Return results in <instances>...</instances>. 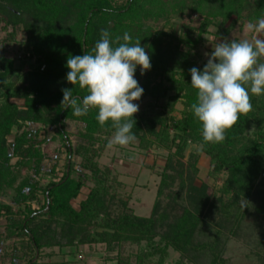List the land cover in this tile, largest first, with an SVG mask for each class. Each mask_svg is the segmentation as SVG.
Instances as JSON below:
<instances>
[{
  "label": "rangeland",
  "instance_id": "obj_1",
  "mask_svg": "<svg viewBox=\"0 0 264 264\" xmlns=\"http://www.w3.org/2000/svg\"><path fill=\"white\" fill-rule=\"evenodd\" d=\"M94 1L61 0L63 12L61 17L64 18L62 21L65 22V25L69 27L72 25V27L70 31H61L62 34L55 33L53 40L60 39L61 44L68 43L70 40L77 42L79 29L74 30L73 27L75 20L71 15L72 4L82 2L89 4ZM108 1L117 8L125 5L128 0ZM4 2V0H0V3ZM34 12L37 16L36 20L28 14L25 15V19L31 23L35 22L36 25L43 28L46 23L45 16H42V13L36 9ZM205 19L206 17L200 13L192 16H188L187 12L180 14L177 8L169 16L144 19L142 25H144L145 31L153 32V37L156 38L159 34L161 41L159 55L163 60H166L170 53L175 56L176 60L188 54L194 65L204 67L208 59L205 54L211 53L213 43L225 40L215 25L209 26L206 32H202ZM114 20L109 19L108 23L98 26L96 29L97 40L101 38V30L105 27L110 29ZM7 22V17L0 14V73L11 71L10 75L0 80V105L4 95H8L10 102L15 104L20 112H27L29 106L28 98L24 96L25 89L31 86L32 82L41 83L43 77L52 81L53 87L50 86L49 94H53L55 90L62 92V89L73 88V85L66 80L69 71L66 67L68 55L61 52L57 54V51L52 53V50L46 52L47 56L37 53L26 24L9 25ZM247 24L248 22H245L243 26L233 30L228 39L231 40L234 37L251 40L257 36L264 39V33L249 32L246 28ZM61 25L58 23L57 26ZM2 59L5 60L1 62ZM135 79L137 80L136 77ZM161 81V76H152V85ZM184 94L172 92L170 97H174L176 100L171 107L166 105L168 100L155 102L142 94L140 100L133 102L139 105V111L135 115L142 112L150 113L151 110L154 112L166 110L171 117L183 121L189 115V107L184 99ZM54 107L53 103L51 108ZM38 109L46 116L48 113H52L48 108L44 111L42 105ZM8 118L10 116H0V121H8ZM17 121L19 122L12 127L10 134L5 138L7 148L12 155L10 162L12 174L6 179L0 177L2 184L0 185V205H7L13 210L12 215L3 211L4 216L0 218V264H28L29 259L37 255L36 251L31 253L26 250L27 241L23 242L16 236L9 239L7 228L11 227V219L18 221L22 218L21 214L25 213L28 208L39 211L45 205L44 191L50 183L57 182L62 178L67 160V150L60 141L56 128L23 122L24 120L19 119ZM160 127L157 126V129ZM66 130L75 152L73 156L74 177L90 176L91 173L83 168V158L77 153L80 146L88 144L82 138V134L86 132L85 124L81 121L68 120L66 121ZM145 130L141 134L142 138H137L135 142L125 147L117 145L109 149L101 148L98 144L95 145V148L98 149L95 162L102 171L108 172L105 178L109 179L107 187H109L108 195L110 197H106L104 201L109 203L112 214H121L124 210L122 201L129 200V205L136 215L149 217L156 201H158L157 216L162 218L160 220L167 218L168 221L164 223L169 225V223H174L173 217L176 214L182 215L183 208L200 213L204 201L208 199L207 208H204L205 210L200 216L199 231L193 243L200 244L206 241L207 233L211 239L219 240L216 246H218V250H221L220 256L225 262L223 264H264V216L260 215V210L264 209L262 207L264 203V171L260 173L244 169L231 173L225 169L218 173L215 171L210 156L205 155L201 146L195 142H188L184 152L178 154L176 145L181 144V140L178 138V132L171 127L166 142L162 146L155 136L148 134V130ZM20 135L26 136L27 142H29L27 146L34 147V154L40 151L42 156L40 163L37 157L28 160L14 154L16 137ZM263 135L264 118L262 117L256 120V123L245 133V143L251 144V142L260 141L264 137ZM111 136L104 135L102 139H106L108 142ZM239 149L237 148V150ZM261 163L264 167V158L261 159ZM112 179H116L118 183L112 184ZM91 187L93 184L87 181V187L82 190L78 198L72 201L75 208H78L79 204L86 199ZM244 188H246V192H244L247 197L245 193L240 196L238 194L239 190L243 191ZM201 191L203 194L200 193ZM235 220L237 221L235 222ZM36 224L39 225L38 222ZM157 232L159 236L154 240V245L160 241V237L164 233V231ZM152 246L146 242L141 247L127 245L123 251L124 258L130 257V264H139L140 261L136 260V257L140 256L142 251L148 253L149 247ZM76 250V248L72 249L73 252ZM45 253L47 254H42L41 257L44 264H63L64 262L70 264L69 261H72L70 257L58 252L52 256H47L49 251ZM188 254L190 260H182V264H222L219 260L215 262L209 250ZM107 256L104 246L86 245L79 249L76 263L103 264ZM180 258V253L171 251L163 264H178ZM159 262V256H155L145 264H159Z\"/></svg>",
  "mask_w": 264,
  "mask_h": 264
},
{
  "label": "trees",
  "instance_id": "obj_2",
  "mask_svg": "<svg viewBox=\"0 0 264 264\" xmlns=\"http://www.w3.org/2000/svg\"><path fill=\"white\" fill-rule=\"evenodd\" d=\"M4 1V3H0V14L7 17V24H26L34 42L35 51L46 56L48 55L46 52L51 50L52 53L57 51V54L60 52L67 54V59L70 55L90 53L98 41L96 39L98 26L106 23L109 19H115L114 24L109 27L110 29L105 27V30L110 33V39L119 36L121 37L119 42L124 43L122 37L127 32L132 38L129 43L134 44L137 40H141V46L150 56L151 69L143 75H141L139 66H137L139 70L136 69L135 71L138 85L144 89L143 95L155 102L168 100L166 105L171 107L176 98L170 97V94L172 92L185 93L183 96L189 107V115L183 121L171 117L166 110L163 112L151 110L150 113L142 112L135 115L133 132L137 138H142L141 134L146 129L148 134L155 136L162 146L166 142L171 127L178 132V138L181 140V144L176 145L178 154L184 152L188 142H195L201 146L205 155L210 156L215 171L218 173L225 169L231 173L240 172L244 169L263 173L264 167L261 159L264 158V135L262 140L251 142V144L245 143L244 135L256 123V120L264 118V94L256 96L250 93L252 110L246 115H241L238 122L226 131L223 142L204 143L201 134L202 125L194 117L191 110V105L197 100V93L191 86L189 71L192 67L200 70H203V67L194 65L191 56L188 54L176 60L175 56L170 53L168 58L163 60L159 55V45L161 44L159 34L156 38L153 37V32L144 30L142 22L144 19L157 16H169L178 8L180 14L187 12L188 16H192L200 13L205 16L202 32H206L209 26L215 25L222 38L229 40V34L236 28L243 26L245 22L255 23L258 19L264 18V0H219L217 2L215 0H128L125 5L117 8L113 7L108 0H95L89 4L73 3V8H71V15L75 20L73 27L74 30L79 29L77 42L70 40V42L62 44L60 39L53 40L55 33L62 34L61 31L63 30L70 31L72 25L69 27L62 21L64 18L61 17L63 13L61 0ZM35 9L46 18L43 28L36 25L35 22L31 23L25 19V15L28 14L36 20ZM58 23L62 25L58 27ZM3 60L5 59H2L1 62ZM261 60L264 62V59L261 58ZM10 74V70L3 74L0 73V80ZM153 75L161 76L162 81L152 85ZM51 82V80L48 81L43 77L41 83L32 82L31 86L25 89L24 96L28 98L27 104L29 106L27 112H20L19 108L10 102L8 95H4L0 105V116H10L8 121H0V177L2 179L10 177L12 174L10 169L12 155L7 148L5 138L10 134L12 127L19 122L17 119L56 128L57 135L67 150L65 173L59 181L50 183L45 189V205L39 211L28 208L25 213L21 214L22 218L18 221L11 219V227L7 228L9 239L16 236L23 242L27 241L25 244L27 251L31 253L36 251L37 255L31 257L28 264H44L41 257L42 254L46 255L45 252L47 251H49L47 256L55 255L58 252L70 257L72 259L69 261L70 264H77L76 258L79 249L92 244L105 247L108 256L103 264H130V257L125 259L123 255L127 245L141 247L146 242L152 246L156 237L159 236L157 231H164L160 241L149 247L148 253L142 251L143 256L140 254L136 257V260L140 261L139 264H145L155 256H159V264H163L171 251L180 253L181 258L178 264H182V260H190L188 253H202L208 250L215 262L219 260L222 264L225 263L220 256L221 250H218V246H216L219 242L217 238L211 239V236L206 233V241L200 244L193 243L199 231L200 216L203 214L204 208H207L208 199V201H204L200 213L183 208L182 215L176 214L173 217L174 223H169V225L164 223L168 221L167 218L165 221L160 220L161 217L157 216L158 201H156L149 217L136 215L129 205V200L122 201L124 210L121 214H112L109 203L104 201L106 197H110L108 195L109 187H107L109 179L105 178L108 172L102 171L95 162L98 156V149L95 148V145L98 144L101 148L106 147L107 140H103L102 137L114 133L111 121L102 127L96 119V110H90L88 114L83 116H75L72 109H64L61 106L63 92H56L55 90L53 94L48 93L53 87ZM72 90L73 95L81 99L86 94V91L80 89L79 85H74ZM53 103L55 107L51 108ZM41 105L44 111L48 108L50 112L54 113L53 117H51L52 113H48L46 116L42 111H39L38 108ZM45 118L50 119L46 120ZM68 120L81 121L85 124L86 132L82 134V138L88 144L80 146L77 153L83 158V168L91 173L90 176L74 177L73 156L75 152L66 130V121ZM157 126H161L160 129H157ZM28 143L26 136L16 137L14 154L28 160L37 157L40 163L42 159L40 151L34 154V147L32 145L27 146ZM237 148L240 149L237 150ZM87 181L91 182L93 187L89 190L86 199L79 204L78 208H75L72 201L78 198L82 190L87 187ZM111 183L117 184L118 182L116 179H112ZM0 185L2 184L0 183ZM241 189L239 190L240 193L238 192L239 196L246 192V188L243 191ZM200 193L203 194L202 191ZM245 196L247 197V194ZM262 207L264 208V203ZM3 211L8 215L13 214V210L9 206L1 204L0 218L4 216ZM260 213L264 216V209L260 210ZM41 219L42 221H39ZM37 222L39 225L36 224ZM73 248L77 250L73 252ZM197 256L199 255L197 254ZM63 264L69 263L64 262Z\"/></svg>",
  "mask_w": 264,
  "mask_h": 264
},
{
  "label": "clouds",
  "instance_id": "obj_3",
  "mask_svg": "<svg viewBox=\"0 0 264 264\" xmlns=\"http://www.w3.org/2000/svg\"><path fill=\"white\" fill-rule=\"evenodd\" d=\"M107 11V9H105ZM249 32L264 33V18L246 26ZM110 39V33L102 29L101 38L90 53L70 55L66 62L69 69L66 80L86 91L82 97L73 95V88H65L61 106L72 109L75 116L96 110L103 127L111 121L114 133L106 147H125L136 141L133 132L134 116L144 89L135 79L137 66L141 75L151 69L150 56L141 46V40L129 43L131 36ZM115 45V46H114ZM203 70L192 67L191 86L197 100L191 105L194 117L202 125L204 143H221L225 133L252 110L250 93L264 94V39H225L214 42ZM245 207V206H244Z\"/></svg>",
  "mask_w": 264,
  "mask_h": 264
}]
</instances>
